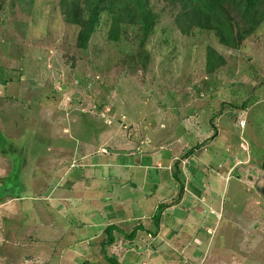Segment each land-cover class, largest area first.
Returning <instances> with one entry per match:
<instances>
[{
	"label": "rangeland",
	"instance_id": "374dc122",
	"mask_svg": "<svg viewBox=\"0 0 264 264\" xmlns=\"http://www.w3.org/2000/svg\"><path fill=\"white\" fill-rule=\"evenodd\" d=\"M151 3L158 18L140 65L130 57L141 34L129 26L121 42H110L106 14L79 48V28L65 22L60 0H0V264H111L100 246L111 224L115 242L106 255L119 264H264V21L231 48L213 31L181 34L177 10ZM208 47L224 60L212 73ZM107 137L119 163L129 154L139 157L129 163H146L161 152L153 143L165 141L166 150L173 137L179 164L191 162L190 150L198 159L212 148L235 164L222 181L210 172L225 173L224 159L217 170L206 165L208 176L202 165L185 166L195 170L183 188L170 192L159 180L143 186L160 185L172 210L164 212L155 193L143 210L120 211L131 194L107 177ZM146 138L150 145L140 146ZM137 170L118 171L139 189ZM184 187L201 201L187 193L181 200Z\"/></svg>",
	"mask_w": 264,
	"mask_h": 264
},
{
	"label": "trees",
	"instance_id": "16d2710c",
	"mask_svg": "<svg viewBox=\"0 0 264 264\" xmlns=\"http://www.w3.org/2000/svg\"><path fill=\"white\" fill-rule=\"evenodd\" d=\"M152 0H60L59 7L66 23L79 28L77 35L79 48H86L92 35L98 31L100 17H109L107 33L110 42L119 43L129 26L141 34L140 47L130 58L138 59L139 64H147V55L142 48L145 40L153 32L157 14L152 8ZM173 10L176 28L181 34L188 35L193 28L213 31L220 44L234 48L252 34L264 21V0H164ZM237 29L236 32L234 29ZM224 64L223 57L213 48L208 47L205 55V69L215 72ZM191 161L196 160L194 151ZM185 154V155H186ZM187 155V156H188ZM113 220L114 215H111ZM154 217L153 219H155ZM159 221V217H157ZM156 225H159L156 222ZM114 224L105 228L106 239L100 242L105 260L119 264L106 255V250L115 242L112 234ZM110 228H113L111 230ZM97 238V237H96Z\"/></svg>",
	"mask_w": 264,
	"mask_h": 264
},
{
	"label": "crops",
	"instance_id": "0c3cea01",
	"mask_svg": "<svg viewBox=\"0 0 264 264\" xmlns=\"http://www.w3.org/2000/svg\"><path fill=\"white\" fill-rule=\"evenodd\" d=\"M127 119V117H122V119H120L119 120V123H122L123 121H125ZM183 120V119H182ZM184 121V120H183ZM111 124H112V122H111ZM124 127H128L127 125H125V124H122ZM173 133V132H172ZM130 136L129 137H132V136H134L135 135V133H133V134H129ZM179 133H177V136H175V137H179ZM129 137H127V135L125 136V138H129ZM171 137V136H170ZM174 137V138H175ZM108 138V140H107V146H109V145H111V143H112V141L111 142H109V140H110V137H107ZM145 138V137H144ZM173 137L171 138V142H169L168 143V145H167V149L165 150L164 149V147H165V141H159L158 142V145L157 146H155L156 145V142H155V144L153 143L152 144V149H154V150H161V152L160 153H158V156L156 157V158H151V159H149L146 163H141V162H139V164H136V163H129V161L130 160H134L133 162H136V160L139 158H134L133 157V154L131 155V154H129L128 156H132V158H127L128 156L127 155H123L122 157H121V160H122V162L121 163H119L117 160V158L115 157V152H114V150H112L111 148H110V146H109V150H110V153H108V157L111 159V161L109 162V163H107L105 166L107 167V169H108V171H109V173L107 174V177H109V176H114V177H116L117 178V180H118V183L117 184H119V191H121V190H123V192L124 191H126V190H128V191H130V192H128V195H130V201L131 202H129L128 204H125L124 206H122L123 208H120L119 210L120 211H127V209L128 208H131V206H134V205H136V206H139V207H142V208H140V210H143V207H147L145 204L144 205H142V201L143 200H150V201H152V200H154L155 199V193L158 195V200H157V202H161V204H163L166 208L164 209L165 211L164 212H167V210L169 209H174V207H173V205L172 204H170L169 205V202H167L166 201V199H162L163 198V196H159V194H158V191H159V187H160V185H158V184H153V183H150V189L149 190H143V186L145 187L146 185H148L149 184V182H153V181H151V180H155V181H161L162 183H160V184H163V186L164 185H166V184H169V186H168V188H169V191L171 192L172 190L174 191V190H176V188H178L179 187V185L181 186L180 188H183V183H181L180 181H184V179H186V178H189L190 177V175L191 176H193V170H195L194 168V166H193V168H191V169H188L187 168V172H185V171H182L181 170V164L183 165V163H182V160L180 161V159L178 160V161H180L181 162V164H179V162H177L176 160H175V158H176V156L179 154V152H176V150H174V149H170L169 147H171L170 145H172L171 143H173V146H175V143L173 142ZM139 145L140 146H148V145H150V141H149V139L148 138H146V142H145V139H144V142H143V140H141L140 142H139ZM126 146V144L125 143H123V145H121V147H125ZM176 146H177V144H176ZM178 146H180V144L178 145ZM145 147V148H146ZM144 148V149H145ZM209 149H211V148H209ZM164 151H167L168 153H166L167 154V156H164V154L165 153H163ZM210 152H213V155H211V156H209V157H205L206 155H207V153H208V151L206 150L204 153H202V155L200 156V158H198V159H196L195 161L194 160H192L189 164H185V165H183L182 166V168H184L185 166H192V164L193 163H195V165H196V167H200L201 165H202V167L198 170V171H200V172H202L204 175L203 176H208L207 174H208V171L207 172H204L205 171V169H206V167L208 166V168L211 166L212 168H213V166H214V168H216V170L217 169H219V168H221L220 167V164H221V161L220 160H222V159H224V158H222V156H221V154L218 156V151L215 149V148H212L211 150H210ZM209 152V153H210ZM124 157V158H123ZM156 159V160H155ZM160 159H162V160H160ZM209 159H211L212 160V162L211 161H208ZM123 160H126V162H123ZM141 160V159H140ZM139 160V161H140ZM155 160V161H154ZM168 160V161H167ZM224 162H225V164L227 165V167H228V170L227 171H225V173H223L222 171H219V172H222V173H219V172H214L215 170L214 169H211V177L212 178H214V179H218V180H221L222 181V178H224V174H226L227 172H229L230 170V168L235 164V162H233V163H229V160H227L226 161V157H225V159L223 160ZM234 161H237L236 160V158H234ZM155 162V163H154ZM162 162H165V166H163V163ZM216 162H220V163H218V165L216 166L214 163H216ZM238 162V161H237ZM207 163V164H206ZM212 164H214V165H212ZM179 165V166H178ZM207 165V166H206ZM82 167V166H81ZM96 167H100V166H96ZM124 167H129L130 169H131V167H133L134 168V170H137V169H140V170H142V172L140 173V175L143 177V179L141 180V184H138L139 185V189H140V191H138L139 189H137L135 186V184L133 183V185L132 184H130L129 182H128V179H127V176H122L121 175V173H120V171H118L119 169H121V168H124ZM155 167H159L158 169H155ZM160 167L162 168V169H165V171H167V174L166 173H161V172H159V170H160ZM237 167V166H236ZM147 169H149V170H147ZM150 169H153V173H150V172H148V171H150ZM186 169V168H185ZM138 171V170H137ZM189 172V173H188ZM118 173H120V175L118 176ZM186 173H188V174H190L189 176H187L188 174H186ZM153 174V176L151 177V175ZM199 176H201V175H199ZM185 177V178H184ZM210 177V178H211ZM91 179H94V177L92 176V177H90ZM191 178H193V177H190V180H191ZM117 180H114V183L117 181ZM225 180V179H224ZM225 182V181H224ZM70 183V182H69ZM178 183H179V185H178ZM192 184V182L190 181L189 182V184L188 185H191ZM68 186H69V184H68ZM188 189H189V186H188ZM183 192H182V194H181V197H180V199L182 200H186L187 198L186 197H183V194H185V193H187V194H190L191 195V198L192 199H195L194 197H196V200L195 201H197V198H199L198 200H200V197H199V195L197 194V193H193V192H191L190 190H187V188H185L184 187V190H182ZM135 192H141V195H142V197L140 196V199L137 201V200H135L134 201V197H132L133 196V194L135 193ZM124 194V193H123ZM175 194H177L176 192H175ZM79 197L80 196H77V199H79ZM186 198V199H185ZM81 200H82V198H80ZM201 199H203L202 200V202H200V203H206V200L207 199H205V197L204 196H201ZM180 200V201H181ZM165 201V202H164ZM201 201V200H200ZM61 202L62 203H65L66 201H65V198L63 197L62 199H61ZM167 202V203H166ZM173 202V201H172ZM208 202V201H207ZM180 203V202H179ZM178 202H176V204H179ZM150 204L151 205H153L152 207H155V209H157L158 210V208H159V204L157 205L156 203H155V205L156 206H154V204L153 203H151L150 202ZM207 204V203H206ZM128 205H129V207H128ZM60 206H63V205H60ZM117 207L118 206H116V209H117ZM105 209H106V207H104ZM109 209V208H108ZM107 210V209H106ZM127 214V213H126ZM126 214H124L123 213V215L122 216H120V217H126L127 218V215ZM142 217H144V215H142L141 216V219H143ZM108 221H111V220H108ZM114 221V220H113ZM139 222H140V220H139ZM143 225V224H142ZM158 227H159V225H158ZM145 230V229H144ZM102 231V228H101V230H100V232ZM147 233H148V236H150V231L149 230H147L146 231ZM208 232H209V230H208ZM141 233H143V231L141 232ZM160 233H163V232H159V229H157V233H156V235L158 234H160ZM167 234H168V236H169V234L170 233H168L167 232ZM156 235H155V238H156ZM98 236V234H96V235H92V237H90L89 239H88V241L89 240H91L92 238L94 239V238H96ZM154 238V237H153ZM133 250V249H132ZM132 250H129V251H132ZM144 252H146V251H144ZM151 252V251H150ZM115 253V255H117V253H118V251L117 252H114ZM122 256L119 258V261H122ZM158 258L156 259V262H155V264H158Z\"/></svg>",
	"mask_w": 264,
	"mask_h": 264
},
{
	"label": "clouds",
	"instance_id": "9594fccd",
	"mask_svg": "<svg viewBox=\"0 0 264 264\" xmlns=\"http://www.w3.org/2000/svg\"><path fill=\"white\" fill-rule=\"evenodd\" d=\"M241 121V120H240ZM184 162H182L183 163V165H185V164H189V162H187L185 159L183 160ZM181 163V162H180ZM182 164H181V169H183L182 168V166H183Z\"/></svg>",
	"mask_w": 264,
	"mask_h": 264
},
{
	"label": "built area",
	"instance_id": "2783aa9c",
	"mask_svg": "<svg viewBox=\"0 0 264 264\" xmlns=\"http://www.w3.org/2000/svg\"><path fill=\"white\" fill-rule=\"evenodd\" d=\"M244 125V121L243 120H241L240 121V126L242 127ZM189 160H187V162H188Z\"/></svg>",
	"mask_w": 264,
	"mask_h": 264
}]
</instances>
